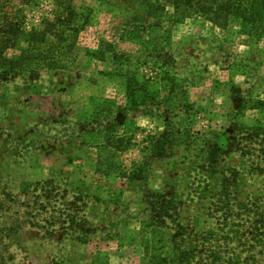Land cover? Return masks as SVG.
I'll return each instance as SVG.
<instances>
[{
  "label": "rangeland",
  "instance_id": "374dc122",
  "mask_svg": "<svg viewBox=\"0 0 264 264\" xmlns=\"http://www.w3.org/2000/svg\"><path fill=\"white\" fill-rule=\"evenodd\" d=\"M195 9L1 0L0 264H264V32Z\"/></svg>",
  "mask_w": 264,
  "mask_h": 264
},
{
  "label": "trees",
  "instance_id": "16d2710c",
  "mask_svg": "<svg viewBox=\"0 0 264 264\" xmlns=\"http://www.w3.org/2000/svg\"><path fill=\"white\" fill-rule=\"evenodd\" d=\"M169 1V0H167ZM186 7L196 8L205 16L209 17L211 21L215 23H221L223 19L227 21V17L230 14L239 15L242 21L246 24H251L254 27L258 24L260 27L262 25V31L264 32V0H178ZM176 2V1H175ZM1 3V0H0ZM176 5L178 3L176 2ZM178 8V7H177ZM195 9V10H196ZM65 10V8H64ZM263 10V11H261ZM83 16L77 13V11L71 6L66 8V12H61L58 18L55 20H48L44 22V28L41 30H34L28 39V43L34 48L37 45H45L48 41H59L60 43L66 41L65 37L67 31H71L74 34L78 33L83 26L87 23H80L79 20ZM4 18L8 20L9 17L5 14ZM78 18V19H77ZM9 24V31H2L0 37V51H4L9 47H15L19 35L21 33V27L19 22L11 21ZM73 24L71 27L65 25ZM7 60V59H6ZM13 62V61H10ZM4 205L1 206V209ZM2 229V228H1ZM7 230L8 235H12L16 230L14 226H7L4 228Z\"/></svg>",
  "mask_w": 264,
  "mask_h": 264
}]
</instances>
